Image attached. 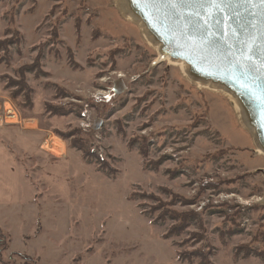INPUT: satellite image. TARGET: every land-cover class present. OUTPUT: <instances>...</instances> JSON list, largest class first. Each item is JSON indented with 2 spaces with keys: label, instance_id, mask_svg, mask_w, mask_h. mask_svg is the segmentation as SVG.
<instances>
[{
  "label": "rangeland",
  "instance_id": "rangeland-1",
  "mask_svg": "<svg viewBox=\"0 0 264 264\" xmlns=\"http://www.w3.org/2000/svg\"><path fill=\"white\" fill-rule=\"evenodd\" d=\"M159 61L115 0H0V103L38 133L0 137L23 182L0 264H264V157L230 98ZM167 212L196 218L167 238Z\"/></svg>",
  "mask_w": 264,
  "mask_h": 264
},
{
  "label": "water",
  "instance_id": "water-1",
  "mask_svg": "<svg viewBox=\"0 0 264 264\" xmlns=\"http://www.w3.org/2000/svg\"><path fill=\"white\" fill-rule=\"evenodd\" d=\"M154 44L161 60L184 62L196 81L233 94L242 107L255 145L264 152V5L261 0H125ZM249 48L251 51H249ZM251 57L249 59L248 57ZM126 91L119 79L113 93ZM101 122L96 123V128ZM264 174V171H263Z\"/></svg>",
  "mask_w": 264,
  "mask_h": 264
},
{
  "label": "crops",
  "instance_id": "crops-1",
  "mask_svg": "<svg viewBox=\"0 0 264 264\" xmlns=\"http://www.w3.org/2000/svg\"><path fill=\"white\" fill-rule=\"evenodd\" d=\"M23 122L24 124L19 122V125L0 126V137L5 142L14 144L16 148H21L20 150L26 154L33 153L37 148L36 139L38 138V133H33L35 128L28 129L26 126L29 124H25V121ZM48 138L49 136H47L46 140ZM45 142L42 145V141L39 143L42 148ZM15 156L16 155L10 154L8 150L0 144V206L3 208L1 209L2 211H5V207L9 204L18 206L22 210V169Z\"/></svg>",
  "mask_w": 264,
  "mask_h": 264
},
{
  "label": "bare ground",
  "instance_id": "bare-ground-1",
  "mask_svg": "<svg viewBox=\"0 0 264 264\" xmlns=\"http://www.w3.org/2000/svg\"><path fill=\"white\" fill-rule=\"evenodd\" d=\"M116 3V7H118V9L121 12V15H123L127 21L132 22L133 24L137 25L139 27V29L141 30V32L143 33L145 39L150 43V44H154V41L152 40V38L150 37V35L148 34L147 30L145 29V27L143 26V24L138 21L135 16L133 15V13L129 10L128 5L126 4L125 0H115ZM154 46L156 47L158 53H159V58H161L160 55V46L154 44ZM161 60V59H160ZM164 61H167L169 64L173 65V66H177V67H181L185 77L191 81L192 83L196 84L197 86H199L202 89H206L212 92H216V93H221L222 95L226 96L227 98H230L234 108L236 110V113L238 115V119L241 122V124L246 128V130L253 136L254 131L251 127L248 126L247 120H246V116L244 114V111L242 109V107L240 106L237 98L231 94L230 92L226 91L225 89L219 87V86H215L211 83H206V82H202V81H196L194 79H192L189 75V69L187 67V65L184 62L181 61H172L169 57H167ZM32 122V121H31ZM57 141V142H56ZM62 144L63 142H61L60 140H49L47 141L46 145V149H48L50 152L53 151L56 154H59L60 151V145H58L59 143ZM58 143V144H57ZM44 145V147H45ZM63 144L61 145L62 148ZM64 147V146H63ZM257 150L256 152L264 157V152H262L257 146H256ZM64 149V148H63ZM264 201V200H263Z\"/></svg>",
  "mask_w": 264,
  "mask_h": 264
},
{
  "label": "trees",
  "instance_id": "trees-1",
  "mask_svg": "<svg viewBox=\"0 0 264 264\" xmlns=\"http://www.w3.org/2000/svg\"><path fill=\"white\" fill-rule=\"evenodd\" d=\"M78 148H81L82 150H84L85 155L88 157V154H87L86 150L82 146L78 147ZM150 198H152L153 200L157 201L156 197L153 196V195H151ZM176 201L177 200L175 198L173 202H176ZM169 213L170 212H167L166 214L162 213V215L157 217V221L165 222L167 218H171L172 220L179 221L180 224L178 225V227L174 226L169 231H167V233H166V237L167 238H170V237L174 236L180 230H185V228H187L189 226L190 221H192L193 219L196 218L195 215H191V214L177 216V217H172V215L169 214ZM194 257L200 258L201 261H202V264H211L210 259L208 257H206L205 255L197 256L196 253H194V254H189L188 253V257H186V260H188L189 262H192ZM28 263L32 264L31 262H28Z\"/></svg>",
  "mask_w": 264,
  "mask_h": 264
},
{
  "label": "built area",
  "instance_id": "built-area-1",
  "mask_svg": "<svg viewBox=\"0 0 264 264\" xmlns=\"http://www.w3.org/2000/svg\"><path fill=\"white\" fill-rule=\"evenodd\" d=\"M15 119L19 120V116L15 108L8 102H3V104L0 103V126L8 125L10 120Z\"/></svg>",
  "mask_w": 264,
  "mask_h": 264
},
{
  "label": "snow or ice",
  "instance_id": "snow-or-ice-1",
  "mask_svg": "<svg viewBox=\"0 0 264 264\" xmlns=\"http://www.w3.org/2000/svg\"><path fill=\"white\" fill-rule=\"evenodd\" d=\"M176 0H173V4L175 5ZM180 3H185V4H197V3H202V0H179ZM211 2L213 4L216 5H222L225 4L226 2H230V0H211ZM261 4L264 5V0H261ZM249 51H251V49L249 48ZM249 59H251V57H248Z\"/></svg>",
  "mask_w": 264,
  "mask_h": 264
}]
</instances>
